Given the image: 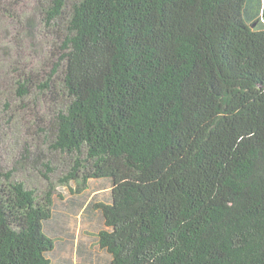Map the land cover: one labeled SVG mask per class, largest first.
I'll use <instances>...</instances> for the list:
<instances>
[{"label":"trees","instance_id":"16d2710c","mask_svg":"<svg viewBox=\"0 0 264 264\" xmlns=\"http://www.w3.org/2000/svg\"><path fill=\"white\" fill-rule=\"evenodd\" d=\"M249 1L31 0L26 17L0 0L32 60L16 55L0 88V126L25 136L20 170L0 167V264H55V189L16 173L49 181L57 158L60 185H109L91 208L110 264H264L263 2Z\"/></svg>","mask_w":264,"mask_h":264},{"label":"rangeland","instance_id":"374dc122","mask_svg":"<svg viewBox=\"0 0 264 264\" xmlns=\"http://www.w3.org/2000/svg\"><path fill=\"white\" fill-rule=\"evenodd\" d=\"M251 1V0H250ZM249 1V3H250ZM255 10L258 11V1H252ZM261 18L264 12V0H262ZM8 5L0 2V8ZM23 14L27 16H35L31 0H25ZM17 25L10 24L9 16L3 11H0V88H3L4 82H12L11 65L15 62L16 55L20 57L21 64L32 62L29 58L26 60L25 55L29 49V43L24 34H17ZM20 42L24 50L17 51L14 37ZM38 41V40H37ZM35 43V42H34ZM33 43V44H34ZM5 94H8L7 92ZM2 128V136L0 137V167L4 170L16 167V163L21 162L19 153L20 146L24 141V134L19 125L13 121L10 125L5 123L0 126ZM35 141V140H34ZM43 161H45L43 159ZM64 162L57 158L52 159V172L48 174L47 181L43 174L45 168L39 167L36 170L29 165L25 170L16 173L17 179L25 181L29 187L35 189L36 193L42 197L43 193L52 185L55 189L53 196L54 209L53 215H59V223L55 227L53 234L58 240L55 245V253L52 258L55 264H110V257L101 249L97 242V232L104 228L100 214L97 210L92 209V204H99L107 201L109 195V185L103 181L89 180L86 183V188L81 189V186L75 185L72 181L66 185H60L59 179L67 174L69 164L63 165ZM20 170V169H19ZM21 173V176L19 175ZM73 191L74 193H71ZM58 195H62V201L58 200ZM72 200L81 202L79 209L70 211L67 208Z\"/></svg>","mask_w":264,"mask_h":264}]
</instances>
